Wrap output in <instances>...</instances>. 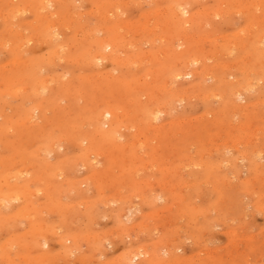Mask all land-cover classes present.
I'll return each instance as SVG.
<instances>
[{"label":"rangeland","instance_id":"1","mask_svg":"<svg viewBox=\"0 0 264 264\" xmlns=\"http://www.w3.org/2000/svg\"><path fill=\"white\" fill-rule=\"evenodd\" d=\"M65 1L0 0V264H264V66L251 45L264 0H186L190 24L168 22L172 0ZM184 52L195 75L174 81ZM22 63L42 84L18 80ZM105 105L116 113L102 130Z\"/></svg>","mask_w":264,"mask_h":264},{"label":"bare ground","instance_id":"2","mask_svg":"<svg viewBox=\"0 0 264 264\" xmlns=\"http://www.w3.org/2000/svg\"><path fill=\"white\" fill-rule=\"evenodd\" d=\"M21 1H23V0H21ZM68 1L69 0H66L65 2H67L68 3ZM109 1V0H108ZM135 1V0H134ZM169 1V0H168ZM173 1V2H172ZM171 2V4L169 5V7H167V11H165V13L167 12L168 14H166V16H168L167 18H168V22L170 21L171 22V20H174L175 22H180V21H182V20H185V19H183V15H185V14H187L188 13V9H190V8H188V6H187V8L185 7V5H184V2H188V1H186V0H172ZM51 2V1H50ZM59 2V1H58ZM58 2H56V3H58ZM99 2V1H98ZM127 2H129V1H127ZM24 3V2H23ZM41 3V2H40ZM109 3V2H108ZM124 3V2H123ZM13 4V3H12ZM34 4V3H33ZM51 4V3H50ZM61 4V3H60ZM115 4V3H114ZM126 4V3H125ZM31 5V4H30ZM36 6H37V4H35ZM43 5V4H42ZM55 5V4H54ZM63 5V4H62ZM101 5V4H100ZM99 5V6H100ZM117 5V4H116ZM122 5H124V4H122ZM189 5V4H188ZM43 6H45V5H43ZM58 6V5H57ZM99 6H97V7H99ZM159 6V5H158ZM96 7V8H97ZM110 7H112L113 8V6H110ZM116 7V6H115ZM114 7V8H115ZM36 8V7H35ZM41 8H43V7H41ZM55 8H56V6H55ZM67 8V7H66ZM18 9V8H17ZM38 9H39V7H38ZM45 9H46V7H45ZM51 9V8H50ZM116 9V8H115ZM114 9V10H115ZM119 9V8H118ZM40 11L42 10V9H39ZM61 10V9H60ZM110 10V9H109ZM113 10V9H112ZM165 10H166V8H165ZM67 11V10H66ZM66 11H64V12H66ZM111 11V10H110ZM158 11V10H157ZM33 13H34V11H32ZM35 12H37V11H35ZM42 12V11H41ZM44 12V11H43ZM62 12V11H61ZM102 12V11H101ZM50 13V12H49ZM57 13V12H56ZM58 13H60V12H58ZM68 13V12H67ZM97 13H100V11L99 12H97ZM113 13V12H112ZM118 13V12H117ZM161 13V14H160ZM160 15L159 14H156V16L157 15H159V16H157L158 17V19H159V17H161V16H164L163 18H165V19H167L166 18V16H165V13H164V15H163V13H162V10L160 11ZM55 13L53 12V14H51L52 16L54 15ZM66 14V13H65ZM64 14V15H65ZM101 14V13H100ZM50 15V14H49ZM60 15V14H59ZM64 15H62L63 17H65ZM113 15H115L114 13H113ZM150 15V14H149ZM151 15H153V14H151ZM40 15H38V17H39ZM56 16V15H55ZM54 16V17H55ZM70 16V15H69ZM103 16H105V15H103ZM142 16V15H141ZM199 16V15H198ZM41 17H43V16H41ZM40 17V18H41ZM46 17L47 18H49L48 16H45V18L44 19H46ZM58 17V16H57ZM66 17H67V15H66ZM150 17V16H149ZM185 17V16H184ZM58 18H61L60 16L58 17ZM100 18V17H99ZM186 18V17H185ZM19 19V18H18ZM51 19H54V18H51ZM57 19V18H56ZM108 19V18H107ZM117 19V18H116ZM119 19V18H118ZM147 19V18H146ZM145 18H144V20H146ZM161 19V18H160ZM38 20H39V18H38ZM58 20V19H57ZM60 20V19H59ZM113 20V19H112ZM139 20V19H138ZM192 20H194V17H190L188 20H185V21H188V23L190 24L191 22H193ZM39 22H40V20H39ZM41 22H43V21H41ZM55 22V20L53 21V23ZM59 22V21H58ZM136 22V21H135ZM134 22V23H135ZM75 23V22H74ZM131 23H133V22H131ZM187 23V24H188ZM19 25H21V22L20 23H18ZM18 24H16L15 26H17V28L19 27V25ZM33 24V23H32ZM39 24V23H38ZM145 24L147 25V21L145 22ZM144 24V25H145ZM197 24V23H196ZM12 25V24H11ZM58 25H59V23H58ZM60 25H62V23L60 24ZM59 25V26H60ZM74 25V24H73ZM127 25V24H126ZM136 25H138V24H136ZM169 25H170V23H169ZM15 26H12L13 28H15ZM22 26V25H21ZM35 26V25H34ZM47 27H48V29H47V33L49 34V36H48V34H47V36H48V40L50 39V40H55V39H57V37H58V32L56 33L55 31L56 30H58L59 29V27L53 32V31H51V30H54V29H51L50 30V28H52L53 26H57V24H55V25H53L52 26V24L50 25V26H52V27H49L48 25H46ZM75 26V25H74ZM139 26H141V24L139 25ZM143 26V25H142ZM36 27V26H35ZM67 27H69V26H67ZM80 27V26H79ZM138 27V26H137ZM136 27V28H137ZM168 27V26H167ZM17 28H16V30H17ZM19 28H21V27H19ZM38 28H39V26H38ZM45 28V27H44ZM54 28V27H53ZM142 28H144V26L142 27ZM41 30L40 31H45L46 30V28L43 30V28H40ZM72 29V28H71ZM147 29V28H146ZM261 29V28H260ZM8 30H10V29H8ZM13 30V29H12ZM19 30V29H18ZM17 30V31H18ZM50 30V31H49ZM61 30V29H60ZM59 30V31H60ZM138 30H140V29H138ZM144 30H145V28H144ZM144 30H143V32H144ZM262 30V29H261ZM17 31H15V32H17ZM36 31H39V29H37ZM98 31V30H97ZM102 31V30H101ZM116 31V30H115ZM137 32V31H136ZM186 32V31H185ZM17 33H19V31L17 32ZM42 33V32H41ZM61 34L63 33V32H60ZM59 33V34H60ZM140 33V32H139ZM167 33V32H166ZM181 33V32H180ZM43 34H44V32H43ZM42 34V35H43ZM60 34V35H61ZM141 34V33H140ZM145 34V33H144ZM29 35V34H28ZM117 35V34H116ZM120 35V34H119ZM172 35H173V33H172ZM186 35V34H185ZM23 36V35H22ZM21 36V37H22ZM43 36H45V35H43ZM42 36V37H43ZM46 37V36H45ZM50 37V38H49ZM118 37H120V36H118ZM118 37L117 38H115V39H118ZM141 37V36H140ZM143 37V36H142ZM145 37V36H144ZM31 38V37H30ZM47 38V37H46ZM60 38V37H59ZM110 38V37H109ZM112 38H114V37H112ZM255 39L253 42H251L252 44V47H253V49L257 52V54H255V53H253L254 55H258L259 57H260V59L262 58V60H263V63H262V65L264 66V30L263 31H261V32H259V33H257L256 35H255V37H252V39ZM114 39V41H116ZM140 39V38H139ZM13 41L14 40H16V38H13L12 39ZM29 40V39H28ZM45 40V39H44ZM47 40V39H46ZM61 40V39H60ZM103 40V39H102ZM108 40H110V39H108ZM136 40V39H135ZM146 40V39H145ZM56 41V40H55ZM55 41H54V43H55ZM58 41V40H57ZM106 40H104L103 41V44H104V42H105ZM59 42V41H58ZM61 42V41H60ZM73 42V41H72ZM96 42V41H95ZM110 42V41H109ZM112 42V41H111ZM110 42V44H108V43H105V45H102V47H100L101 48V50H100V48H99V50L97 51V52H95V54L97 53V55L95 56V54H93V49L91 50V53L93 54L92 56L94 57L93 59H94V61H96L97 63H102V61H104L105 60V58H106V56H104V53H103V51H105L106 52V50L107 49H112V47L114 46L113 44H115L114 42H112L111 43ZM118 42V41H117ZM119 42H121V41H119ZM186 42V41H185ZM191 42V41H190ZM54 43L52 44V45H54ZM92 43V42H91ZM136 43V42H135ZM24 43H22V45H23ZM28 44V43H27ZM49 44V43H48ZM63 44V43H62ZM74 44H75V42H74ZM90 44V43H89ZM196 44V43H195ZM194 44V45H195ZM5 45V44H4ZM51 45V46H52ZM95 45H96V43H95ZM123 45V44H122ZM0 46H1V44H0ZM6 46V45H5ZM4 46V47H5ZM14 46V45H13ZM24 46V45H23ZM61 46V45H60ZM75 46V45H74ZM2 47H3V45H2ZM1 47V48H2ZM12 47V46H11ZM62 47V46H61ZM60 47V48H61ZM65 47V46H64ZM64 47H62V48H64ZM72 47V46H71ZM81 47V46H80ZM93 47H94V45H93ZM92 47V48H93ZM125 47V46H124ZM196 47H198V46H196ZM14 48V47H13ZM13 48H11V50L13 49ZM68 48H69V45H68ZM119 48V47H118ZM199 48V47H198ZM5 49V48H4ZM18 49V48H17ZM22 49V48H21ZM55 49V48H54ZM56 49H58L57 47H56ZM66 49V48H65ZM130 49V48H129ZM192 50H193V48H191ZM191 49H190V54L191 53H194L193 51H191ZM197 49V48H196ZM201 49V48H200ZM10 50V51H11ZM14 50H15V48H14ZM51 50H53V49H51ZM90 50H88L89 51V54L88 55H90L91 53H90ZM122 50H124V49H122ZM121 49L119 50V51H122ZM198 50V49H197ZM3 51V50H2ZM9 51V50H8ZM24 51V50H23ZM55 51V50H54ZM54 51H53V53H54ZM66 51H68L67 49L65 50V52ZM96 51V50H95ZM131 51V50H130ZM195 51V50H194ZM56 52V54H57V52H59V51H55ZM115 52V51H114ZM186 52V51H185ZM185 52L184 53H180L181 55H183V56H179V54H178V57L175 55L174 57H177L178 59H180V58H182L183 59V57H186L185 59L186 60H179V61H176V62H174V63H172V61L171 60H169V61H171V63H170V66H168V67H170V69L169 68H167V70L169 69V70H172V75H170V76H172L171 78H173V80L174 81H179V80H182L184 77H187V76H190L191 77V75H193L194 74V72L192 71V72H190V73H185V69L186 68H189V67H187L188 65H189V52L187 51L186 52V54L188 55V57L186 56V54H185ZM199 52V51H198ZM52 53V54H53ZM68 53H70V51L68 52ZM109 53H111V52H109ZM108 53V54H109ZM118 53V52H117ZM52 54H50V55H52ZM56 54H53V55H56ZM63 54V53H62ZM173 54H176V53H173ZM196 55V54H195ZM199 55V54H198ZM201 55V54H200ZM67 56H71V55H67ZM73 56V55H72ZM86 56V55H85ZM110 56V55H109ZM107 57V59H109V58H111V57ZM115 56V55H114ZM119 56V55H118ZM197 56V55H196ZM61 57V56H60ZM143 57V56H142ZM174 57L172 58V60L174 59ZM191 57H192V55H191ZM15 58H17V56L15 57ZM14 58V59H15ZM20 57H18V59H19ZM52 58V57H51ZM50 58V59H51ZM54 58V57H53ZM114 58V57H113ZM116 58V57H115ZM126 58V57H125ZM130 58V57H129ZM148 58V57H147ZM147 58H145V59H147ZM188 58V59H187ZM196 58V57H195ZM200 58H202V56L200 57ZM256 58V60H258L257 59V56L255 57ZM44 59V58H43ZM83 59H84V57H83ZM87 59V58H86ZM85 59V60H86ZM106 59V60H107ZM120 60H121V58H119ZM127 59V58H126ZM137 59V58H136ZM135 59V60H136ZM191 59V58H190ZM23 60V59H22ZM26 60V59H25ZM45 60V59H44ZM88 60V59H87ZM131 60V59H130ZM175 60H176V58H175ZM175 60H173V61H175ZM16 61V60H15ZM18 61V60H17ZM16 61V62H17ZM21 61V60H20ZM24 61V60H23ZM94 61H92V62H94ZM136 61H138V60H136ZM191 61V60H190ZM197 61V60H196ZM88 62H91V60L90 61H88ZM124 62V61H123ZM142 62V61H141ZM199 62V61H198ZM19 63V62H18ZM87 63V62H86ZM116 63H118V62H116ZM137 63V62H136ZM192 63V62H191ZM195 63V62H194ZM260 63V62H259ZM13 64V63H12ZM40 64V62H33V64L31 65V66H33V65H35V66H37L38 67V65ZM166 64V63H165ZM193 64V63H192ZM192 64L190 65V66H192ZM46 65H48V64H46ZM195 65V64H194ZM23 68H21L20 70H18L17 72H18V80L19 81H21L22 83H24V84H30L31 86H38L39 84H42V82H41V78H40V76H39V74L38 73H30V75H28V73L27 72H30V71H28L27 70V72H26V67H25V64L24 63H22V65H21ZM89 66V65H88ZM13 67H14V65H13ZM34 67V66H33ZM33 67H31V68H33ZM28 68H30V66L28 67ZM90 68H92V67H90ZM165 68H166V66H165ZM165 68H163V69H165ZM23 69H25V71H23ZM36 69V68H35ZM162 69V68H161ZM259 69V68H258ZM33 70V69H32ZM189 71V70H188ZM27 73V74H26ZM196 73V72H195ZM7 74V73H6ZM170 74V73H169ZM169 74H167V75H169ZM17 75V74H16ZM166 75V76H167ZM195 75V74H194ZM206 75V74H205ZM169 76V77H170ZM165 77V76H164ZM12 78V77H11ZM10 78V79H11ZM166 78V77H165ZM17 79V78H16ZM15 79V80H16ZM162 79H164L163 77H162ZM1 80V79H0ZM6 80V79H5ZM4 80V81H5ZM9 80V79H8ZM165 81H166V79H164ZM168 80H170V78L168 79ZM14 81V80H13ZM13 81H12V83H13ZM17 81V80H16ZM128 81V80H127ZM202 81V80H201ZM9 82H10V80H9ZM124 82V81H123ZM1 83H3V81L1 82ZM11 83V84H12ZM17 83V82H16ZM16 83H15V81H14V84L13 85H16ZM20 83V82H19ZM128 83V82H127ZM6 84V83H5ZM10 84V83H9ZM8 84V85H9ZM72 84V83H71ZM125 84V83H124ZM172 84V83H171ZM2 85V84H1ZM12 85V86H13ZM70 85V84H69ZM146 85V84H145ZM6 86V85H5ZM4 85H3V87L4 88H11V86L9 87V86H6L5 87ZM135 86V85H134ZM136 86H138V85H136ZM151 86V85H150ZM149 86V87H150ZM20 87V86H19ZM71 87V86H70ZM81 87V86H80ZM96 87H98V86H96ZM132 87V86H131ZM148 87V88H149ZM3 88V89H4ZM8 88L7 89H5V90H8ZM15 87L13 86V88L12 89H14ZM22 88V87H21ZM68 88H69V86H68ZM132 88H134V87H132ZM17 89V88H16ZM64 89H65V87H64ZM63 89V90H64ZM96 89V88H95ZM184 89V88H183ZM65 90H67V89H65ZM132 90H135V89H132ZM172 90V89H171ZM4 90H2L1 92H3ZM9 91V90H8ZM68 91H69V89H68ZM77 91H79V89L77 90ZM76 91V92H77ZM135 91H137V90H135ZM174 92L176 91V90H173ZM173 91H172V93H173ZM180 91V90H179ZM187 91V90H186ZM191 91V90H190ZM234 91V90H233ZM15 92H17V91H14V93ZM75 92V93H76ZM165 92V91H164ZM168 92V91H167ZM183 92V91H182ZM229 92H232V87H230L229 86ZM35 93H37V92H35ZM35 93H33V94H35ZM147 93V92H146ZM149 93V92H148ZM185 93V92H184ZM1 94V93H0ZM5 94V93H4ZM11 94V93H10ZM67 94H69V93H67ZM90 94V93H89ZM174 94V93H173ZM172 94V95H173ZM181 94V93H180ZM36 95V94H35ZM40 95V94H39ZM176 95V94H175ZM4 97H5V95H3ZM76 96V95H75ZM90 96H93L92 94L90 95ZM174 96V95H173ZM239 96V95H238ZM3 97V98H4ZM88 97H89V95H88ZM94 97V96H93ZM92 98V97H91ZM169 98V97H168ZM170 98H172V97H170ZM174 98V97H173ZM172 98V99H173ZM5 99V98H4ZM3 99V100H4ZM18 99V98H17ZM19 99H21L22 100V98H19ZM27 99V98H26ZM84 99V98H83ZM89 99H90V97H89ZM133 99V98H132ZM20 100V101H21ZM31 100V99H30ZM86 100L88 101V99L86 98ZM28 101V100H27ZM84 101V100H83ZM90 101V100H89ZM22 102V101H21ZM138 102H139V100H138ZM172 102V101H171ZM170 102V103H171ZM4 102H2V104H3ZM8 103H9V101H8ZM26 103H28V102H26ZM32 103H34V101L32 102ZM31 103V104H32ZM71 103V102H70ZM90 103V102H89ZM170 103H168V104H170ZM12 104V103H11ZM54 104V103H53ZM72 104H74L73 102H72ZM157 104H159V102L157 103V102H155V103H152V106L151 107H148V109H147V114L149 115V116H151V119L153 118V120H160V115L163 113L162 112V110L160 109V106L159 105H157ZM28 105V104H27ZM30 105V104H29ZM91 105V104H90ZM103 105V104H102ZM16 106H18V105H16ZM38 106V105H37ZM40 106V105H39ZM87 106V105H86ZM164 106V105H163ZM4 107H6V106H4ZM88 107V106H87ZM118 107V106H117ZM0 108H1V105H0ZM15 108V107H14ZM38 108V107H37ZM82 108V107H81ZM113 108V107H112ZM119 108V107H118ZM2 109V108H1ZM5 109V108H4ZM21 109V108H20ZM32 109V108H31ZM34 109V108H33ZM58 109V108H57ZM11 110V109H10ZM15 110V109H14ZM27 110V109H26ZM86 110H87V108H86ZM116 110V109H115ZM122 110V109H121ZM2 111V110H1ZM0 111V112H1ZM35 111V110H34ZM56 111V110H55ZM61 111V110H60ZM66 111V110H65ZM74 111V110H73ZM81 111V110H80ZM29 112H32L33 113V111H29ZM77 112V111H76ZM84 112V111H83ZM6 113V112H5ZM36 113H37V110H36ZM36 113H35V116H36ZM41 113V112H40ZM61 113V112H60ZM74 113H75V111H74ZM86 113V112H85ZM116 113V111H113V110H111L109 107H107V105H105V106H103L101 109H98L96 112H95V119H94V123L98 126V128H100V129H102V130H104L103 129V127H104V125L105 124H107L108 123V125H107V127L108 128H112V125H110V123L109 122H107L106 123V121H108V120H110V119H112V121H113V119L114 118H112L113 117V114H115ZM20 114V113H19ZM29 114V113H28ZM31 114V113H30ZM34 114V113H33ZM146 114V115H147ZM32 115V114H31ZM58 115V114H57ZM74 115V114H73ZM117 115V114H116ZM26 116H27V113H26ZM33 117H35L34 115H32ZM118 116V115H117ZM0 117H1V115H0ZM8 117V116H7ZM11 117V116H10ZM41 117V115L39 116V118ZM6 118V117H5ZM81 118V117H80ZM121 118V117H120ZM146 118H147V116H146ZM27 119H30V117H27ZM119 119V118H118ZM80 120H82V119H80ZM124 120V119H123ZM146 120V119H145ZM79 121V120H78ZM84 121H86V120H84ZM104 121V122H103ZM112 121H111V123H112ZM141 121V120H140ZM68 122V121H67ZM89 122V121H88ZM120 122V121H119ZM118 122V123H119ZM123 122H125V121H123ZM123 122H121V123H123ZM178 122V121H177ZM3 123V122H2ZM4 123H5V120H4ZM63 123H65V122H63ZM71 123H73V122H71ZM78 123V122H77ZM81 123V122H80ZM85 123H87V122H85ZM138 123V122H137ZM152 123V122H151ZM60 124H61V122H60ZM82 124V123H81ZM147 124V123H146ZM153 124V123H152ZM151 124V125H152ZM2 125V124H1ZM23 125V124H22ZM45 125V124H44ZM123 125V124H122ZM150 125V126H151ZM54 126V125H53ZM149 126V127H150ZM61 127H62V125H61ZM69 127V126H68ZM71 127V126H70ZM76 127V126H75ZM83 126L81 125V128H82ZM146 127V126H145ZM154 127V126H153ZM50 128V127H49ZM65 128V127H64ZM63 128V129H64ZM66 128H67V126H66ZM79 128V127H78ZM97 128V127H96ZM97 128V129H98ZM106 128V127H105ZM144 128V127H143ZM40 129V128H39ZM72 129V128H71ZM73 129H75V128H73ZM140 129V128H139ZM3 130H4V127H3ZM3 130H1L0 131V133L1 132H3ZM69 130V129H68ZM143 130V129H142ZM150 130V129H149ZM82 132H83V130H81ZM112 131V130H111ZM111 131L110 132H106V133H104L105 135V137H106V135L107 134H109V133H111ZM116 130H114L113 132H115ZM148 131V130H147ZM157 131V130H156ZM76 132V131H75ZM79 132V131H78ZM81 132V133H82ZM88 132H90V130H88ZM92 132H94V131H92ZM141 132V131H140ZM145 132V131H144ZM155 132V131H154ZM4 133V132H3ZM65 133H66V131H65ZM85 133V132H84ZM119 133H120V131H119ZM50 134V133H49ZM68 134V133H67ZM1 135H3V134H1ZM0 135V136H1ZM79 135V134H78ZM90 135H92V134H90ZM97 135V134H96ZM144 135V134H143ZM63 136H64V134H63ZM62 136V137H63ZM72 136V135H71ZM71 136H69V137H71ZM80 136V135H79ZM79 136H76V133H75V138L76 137H78L79 138ZM99 136H100V134H99ZM107 136H109V135H107ZM60 137V136H59ZM67 137V136H66ZM91 137V136H90ZM113 137H115L114 136V134H113ZM5 138H6V135H5ZM58 138V137H57ZM68 138V137H67ZM73 138V137H72ZM101 138V137H100ZM7 139V138H6ZM49 139V138H48ZM60 139V138H59ZM62 139V138H61ZM89 139V138H88ZM120 139V138H119ZM69 140H70V138H69ZM68 140V141H69ZM80 140V139H79ZM96 140V142H97V138L95 139ZM108 140V139H107ZM114 140H116V139H114ZM62 141H64L63 139H62ZM61 141V142H62ZM67 141V142H68ZM136 141V140H135ZM3 142H5V140L3 141ZM7 142V141H6ZM60 142V143H61ZM70 142V141H69ZM47 143H48V140H47ZM98 143H100V142H98ZM56 144H57V142H56ZM73 144V143H72ZM80 144V146L82 147V144L83 143H79ZM94 144V143H93ZM117 143H115V145H116ZM136 144V143H135ZM49 145V146H48ZM47 146H45L44 145V148H42V149H45L44 151H45V153H52L53 154V152L55 151V149L57 148V146L59 147L60 145H51V144H48ZM74 145V144H73ZM94 145H97L96 143L94 144ZM123 145V144H122ZM79 146V147H80ZM101 146V145H100ZM103 146V145H102ZM110 146V145H109ZM116 146H118V145H116ZM98 147V146H97ZM106 147H107V145H106ZM118 148H119V146H118ZM90 149V148H89ZM111 149V148H110ZM90 151V150H89ZM99 151V150H98ZM112 151V150H111ZM123 151V150H122ZM17 153V152H16ZM15 153V154H16ZM94 153V152H93ZM96 153V152H95ZM99 153V152H98ZM97 153V154H98ZM105 153V152H104ZM13 156V155H12ZM15 156V155H14ZM85 156V155H84ZM90 158H93V157H90ZM56 159V158H55ZM91 160V159H90ZM25 161V160H24ZM14 162V161H13ZM91 163H92V161H91ZM4 176V175H3ZM6 187V186H5ZM26 189V188H25ZM24 189V190H25ZM13 191V190H12ZM9 193V192H8ZM11 193H13V192H11ZM15 193H16V191H15ZM4 194V193H3ZM178 196V195H177ZM262 204V203H261ZM147 249V248H146ZM139 258H140V255H134V256H128V257H126L125 258V264H133L136 260H139ZM44 260V259H43Z\"/></svg>","mask_w":264,"mask_h":264}]
</instances>
